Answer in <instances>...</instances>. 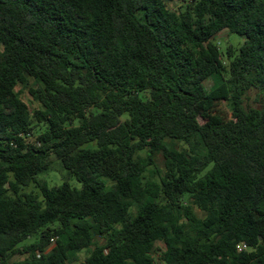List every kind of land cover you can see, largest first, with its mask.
Returning <instances> with one entry per match:
<instances>
[{
  "label": "trees",
  "instance_id": "trees-1",
  "mask_svg": "<svg viewBox=\"0 0 264 264\" xmlns=\"http://www.w3.org/2000/svg\"><path fill=\"white\" fill-rule=\"evenodd\" d=\"M83 252L264 264V0H0V264Z\"/></svg>",
  "mask_w": 264,
  "mask_h": 264
},
{
  "label": "rangeland",
  "instance_id": "rangeland-1",
  "mask_svg": "<svg viewBox=\"0 0 264 264\" xmlns=\"http://www.w3.org/2000/svg\"><path fill=\"white\" fill-rule=\"evenodd\" d=\"M179 7L178 4L176 3H171V8L172 9H177ZM217 42H219L221 49L226 52L227 49L230 46H235L236 48H239L243 45V43L245 42V38L241 37L239 35L236 34H231L229 31H224L219 35V38L217 40ZM214 85V81L209 80L206 83V87L208 89V91H211V89L213 88ZM24 100L30 104L33 105L32 103V97L29 94H25L24 95ZM248 104L255 106V107H259L260 106V100H258L257 97V93L253 92L250 94V99L247 101ZM44 127H42L43 129ZM159 163L161 166H163V156L159 157ZM40 179L42 180H47L49 181L52 185H61L65 182L70 183L73 187L76 188H81L82 184L79 183L76 179L70 178L68 175L67 170H65L61 164L54 160V167H53V171L43 174L40 176ZM33 187L30 188V190H32ZM197 212L202 215L201 211L199 209H197ZM162 246V245H161ZM88 253L87 252H83L80 255V260L78 262H75L74 264H82L85 262L86 257H87ZM27 258V256H21L18 257L16 260L18 262H23L25 261V259ZM158 259V258H157ZM159 264H163V263H159Z\"/></svg>",
  "mask_w": 264,
  "mask_h": 264
},
{
  "label": "built area",
  "instance_id": "built-area-1",
  "mask_svg": "<svg viewBox=\"0 0 264 264\" xmlns=\"http://www.w3.org/2000/svg\"><path fill=\"white\" fill-rule=\"evenodd\" d=\"M55 242H56V239H53V243H55ZM247 249H248V245L247 244L243 243V244L239 245V250L240 251L247 250Z\"/></svg>",
  "mask_w": 264,
  "mask_h": 264
}]
</instances>
